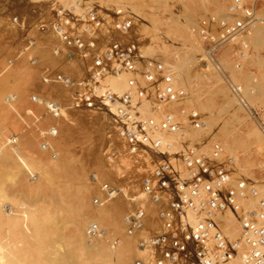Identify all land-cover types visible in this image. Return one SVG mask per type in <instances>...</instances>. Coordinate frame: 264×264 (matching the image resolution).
Returning <instances> with one entry per match:
<instances>
[{"label": "built area", "instance_id": "obj_1", "mask_svg": "<svg viewBox=\"0 0 264 264\" xmlns=\"http://www.w3.org/2000/svg\"><path fill=\"white\" fill-rule=\"evenodd\" d=\"M260 1L230 0L223 11H206L190 26L202 41L204 62L220 73L264 137L263 116L249 99L255 83L244 86L231 73L251 55L254 30L264 22L257 13ZM14 20L23 24L17 16ZM139 20L128 3L54 0L50 16L38 21L41 29L56 34L55 54L81 67L78 76L55 68L44 80L72 90L70 108L103 112L125 150L151 163L140 192L152 212L138 205L125 215L127 232L137 233L138 245L150 254L130 264H264V180L237 172L234 157L220 141L205 148L203 137L189 136V128L204 127V115L187 105V90L176 85L172 66L143 53L146 36ZM226 43L231 65L218 54ZM120 74L126 75V85L118 90L107 78ZM44 100L53 116L61 114L58 101ZM101 186L116 191L109 182ZM250 198L253 204L245 205ZM227 213L236 220V235L226 231ZM149 217L153 226L147 224ZM95 228L89 225L90 232Z\"/></svg>", "mask_w": 264, "mask_h": 264}, {"label": "rangeland", "instance_id": "obj_2", "mask_svg": "<svg viewBox=\"0 0 264 264\" xmlns=\"http://www.w3.org/2000/svg\"><path fill=\"white\" fill-rule=\"evenodd\" d=\"M45 1L0 0V65L5 66L7 63L5 67H0V71L8 66L13 68L33 66L31 70L32 75L28 82L31 96L29 104L26 106V108L29 107L28 109L31 112L25 108L27 113L25 109L21 110L24 112L25 119L23 117L20 120H12L11 122L0 124V131L11 126L16 130H14L16 134L8 135L5 142L0 141V148L2 147L0 149V165L3 163L2 159L4 156L1 154H3V145H5L6 148L12 149V152H20V154H12L15 161L10 160L9 163L7 161V167L15 165L21 167V158L38 155V161L44 165V170L41 173L43 180H46L48 177V165H52L54 161L56 164H61V167L64 166L67 169L66 177H68L67 179L70 178L69 180L72 182L71 185L68 181L71 185L72 199L75 201L74 206L76 208L74 207L73 211L76 215L73 212L64 211L63 213V210L60 212L58 210L54 216L63 223H68L67 225L74 227L73 230L70 228L72 232L66 244L67 247L72 249L76 260L82 243L81 236L77 230L81 227L79 225H84L85 222H87L86 228L91 234L90 237L93 238V241H96L95 244L98 241L102 242V238L99 237L98 233L92 234L90 232L89 224L92 223L99 225L103 223L100 226H104V232L108 238L107 242L111 239H116L130 243V236L131 238L134 236L128 234L124 216L130 204L127 198L140 188L142 165L123 151V143L115 136L110 123L106 122L107 116L104 113L96 115L92 111L68 108V111H64L63 116L54 118L49 114L45 105L38 103V98L58 99L60 102L67 103L70 102L72 97V90L60 82L44 80V76L50 70L58 68L65 73L76 76L81 72L79 64L71 63V66L64 67L52 55V45L55 43V39L50 34L41 33L45 32V30L41 29L38 24L41 18L47 19L51 12L52 1L47 0V5ZM222 1L197 0L196 5L189 4L188 0H115L113 2H146L144 8L151 11L148 17L151 19V26L150 28L147 26V29L144 28L143 23L147 25L149 22L141 16L139 20L140 31L146 36L143 53L146 55H157L166 63L170 65L172 63L171 66L175 72L176 85L184 86L187 90V105L196 107L205 116L204 127L200 129L189 128L188 131L191 130L188 133L189 136L192 138L203 137L200 141L206 143L205 148H208L210 143L215 140L220 141L225 152L234 157V167L237 172L260 181L264 180V170L256 164L249 165L251 168L247 167V161L244 159L245 156L240 152L243 149L242 147L250 141H256L257 137L264 144L263 135L261 132L259 134L260 130L255 121L231 93L220 73L212 65H207L204 62L205 53L202 41L191 30L190 26L198 15L206 11H223L229 0L226 1L225 6L220 4ZM40 3H43V6H39ZM261 3L262 1L259 2V5ZM44 5L47 8H43L41 12L37 11L38 8L40 9ZM259 5L258 13L264 18V10L260 9ZM14 16L23 20V24L16 22ZM37 28L41 32H38ZM254 40L252 42L251 56L244 61L240 69L232 68L231 73L233 79L244 84V86L255 83L256 91L254 94H249V99L254 104L259 115H262L264 119V23L256 28ZM22 42H26L27 44L24 45ZM146 46L147 49L144 52ZM171 49H176L177 54L171 56L170 60L172 61L170 63L166 56L163 57L161 54L169 53ZM230 58L231 55H226L224 58L228 62V65H231ZM228 65L227 67L229 68ZM33 95H38V98L34 99ZM171 108L176 110L177 107L171 106ZM241 116L242 120L247 119L253 122L254 127L246 132L238 129L237 125ZM244 116L245 118H243ZM53 126L56 127L55 134L51 131ZM244 136L246 139H244ZM18 140L20 141L18 142ZM231 141L234 142L232 143ZM29 153L33 155L29 156ZM8 156L11 157V152ZM40 158L42 159L40 160ZM126 158H131L129 159V163L126 162ZM262 159L263 156L261 155L257 161L260 162ZM147 165L149 169L150 163ZM103 182L120 185L122 191L128 194L127 198L122 199L121 195L112 193L117 198L109 194L111 198L105 200L104 191H102L101 186ZM56 185H59V183L56 182ZM95 200L98 202L95 203ZM78 203L79 205H76ZM83 203L85 204L84 207ZM71 213L72 215L70 216ZM60 215L64 216V218L60 217ZM78 215L84 218L80 220ZM66 216L69 217L68 219L74 221L67 220ZM230 218V216L227 217V219ZM231 223L230 220L227 221L226 231L229 235L233 236L238 233V228ZM73 224H77L78 228H75L76 226H73ZM70 229L68 230L70 231ZM83 232L86 233V231ZM94 237H96L95 240ZM134 239L137 240V236ZM98 244L101 245V243ZM92 250L94 253L91 251L87 256L85 255L79 260L77 258L76 264H96L95 261L98 260L100 253L93 247ZM135 254L130 255L131 257L129 256L131 262L135 258L140 257V255Z\"/></svg>", "mask_w": 264, "mask_h": 264}, {"label": "bare ground", "instance_id": "obj_3", "mask_svg": "<svg viewBox=\"0 0 264 264\" xmlns=\"http://www.w3.org/2000/svg\"><path fill=\"white\" fill-rule=\"evenodd\" d=\"M50 1H52L51 2L52 4L54 0H50ZM60 1L65 2L67 0H60ZM105 1L113 2L115 0H105ZM226 1L228 0H223L220 4L222 6H225ZM261 1L262 3L259 6H260V9L264 10V0H261ZM122 3H128L131 6V8L140 16V19H141V16L147 19L149 24L146 25V23H143V22L142 23H143L144 28L146 29L148 27L150 28L151 19L148 17L151 11L144 8V5L146 4V2L145 3L122 2ZM188 3L191 5H196L197 0H188ZM41 5L43 6V3L39 4V6ZM46 5H47V2H46ZM46 5L40 8V10L39 9L37 10L41 12V10H43V8L46 7ZM257 13H258V7H257ZM259 25H257L256 28ZM256 28L254 30V33L251 39L252 42L255 41L254 37L256 35ZM37 31L41 32L38 30V28H37ZM41 33L50 34L54 37L55 43L52 45L53 46L52 55L55 56L59 64L64 65V67H67V66L69 67L71 66L70 65L71 63H77L76 60L74 61L70 59L67 60L65 59L63 55L55 54L54 48L59 44V42H58L56 34L54 33L52 29L49 28L47 31L41 32ZM22 43L24 45L27 44L26 42H22ZM147 46L145 47L144 52H146ZM227 50H228V45L225 44L221 52V57H223V59L227 55ZM176 54H177L176 49H171L169 53H162L161 55H163V57L166 56L168 62L170 61L171 63L172 61L170 60L171 56H175ZM4 64H5V61H4ZM1 66H4V65L1 64L0 67ZM32 67L33 66H30L27 68H13V67L8 66L0 71V124L7 123L9 121L11 122L12 120H15V121L18 119L20 120L23 117H24L23 119H25L24 112L22 111L26 108V106L29 104V101H30L31 95L28 89V82L32 75L31 74ZM240 68H237V69H240ZM27 69H29V71H27ZM231 72H232V69H231ZM107 80L113 88L118 89V90L124 88L126 85L125 83L126 75L124 74L110 76L107 78ZM44 99L46 98H43V99L38 98V103L46 106ZM46 100H52V98L46 99ZM53 100L58 101L61 104L62 106L61 114L59 116H53L52 113L49 112L47 106H46V109L49 112V114H51L54 118H59L63 116L64 111H68V108L70 107L69 105L67 106V104H69L70 102L63 103V102H60V100L58 99H53ZM26 109H25V112L27 111ZM142 110L144 112H148V109L146 106L143 107ZM29 111L31 112V110ZM88 111L95 112L96 115L103 113V112L93 111V110H88ZM27 115L26 117L29 116ZM243 118H245V116ZM204 120H205V116H204ZM241 120H242V116H241V119L238 121L239 124L237 125L238 126L237 128L240 130L242 129V132H246L249 129H252V127H254L253 122L247 119L242 120V122H240ZM107 121L108 119L106 120V122ZM52 128H55V131L52 132L53 134H55L56 127L53 126ZM14 130L15 129H13L12 126L7 129H2L0 131V141L5 142V139L8 135L16 134L15 133L16 130L15 131ZM250 133L249 135H251ZM259 134H261L260 131H259ZM259 136L262 138L261 135ZM167 138L170 140H176V136L174 135H168ZM258 138L259 137L255 139L256 141L254 142L250 141L247 145L242 147L243 149L240 153L245 156L244 159H246L247 161V167L251 164H256L260 166L262 170H264V144ZM244 139H246L245 136H244ZM19 141L20 140H18V142ZM231 142L233 143L234 141H231ZM3 148H4V151L2 152L3 154H1L4 156L2 159L3 163L0 165V264H76L77 258L79 260L81 257L85 255L87 256L91 251L94 253V251L92 250V247L95 248L96 251L98 250L100 253V255H98V260L95 261L96 264H130L131 263L129 259L131 257L130 255L136 253L137 255H140V257L146 258L150 254V250L147 247H140L137 243V240L134 239V237L138 236L137 233L130 234L134 236L133 238H131L130 236V243H127V241H124V240H116V239H111L109 242H107L108 238L105 235L104 226H100L103 223H101L100 225L96 223L97 225L95 224L96 226L95 231L91 232L92 234H94L95 232L98 233L99 237L102 238V242L97 240L98 241L97 243H101V245L100 244L97 245V243L95 244L96 241H93V238L90 237L91 234L87 230L86 228L87 222H85L84 225L83 224L81 225L79 223L80 224L79 226L81 227L79 230H77L79 235L81 236L82 243H81V248L78 251L77 257L75 260V254L73 253L72 249L67 247V244H66L68 238L71 235L70 233L72 232L70 228H72L73 230L74 227H72L71 225H67L68 223L67 224L63 223L61 220L56 219V217L54 216L55 213L58 212V210L59 212L63 210V213L65 211L69 213L73 212V214H75V212L73 211V208L75 207L74 206L75 201L74 199H72V192L70 190V186L72 185V182L71 180H69L70 178L67 179L68 177H66L67 169L64 166H63L64 168L61 167L60 163H59L60 165H58V163L56 164L55 161L54 162L52 161L53 164L50 162L52 165H48L49 168H47L48 170L46 169L48 172V177L46 178V180H43L41 178V173L43 172L42 170H44V165L40 163V161H38L39 159L37 157L38 155H35V157H33L32 156L33 154L31 155L29 153L28 155L32 156L33 158L32 157L21 158L20 162L22 161V164H23V167L21 164L22 168L19 165L7 167V164L9 163L10 160L15 161V158L13 157V155L20 154V152H12V149L6 148L5 145H3ZM123 151L129 154L125 150V147L123 148ZM10 152H11V157L13 158L8 156ZM129 155L132 156L137 163L139 162L141 163L142 170L140 171V173L143 177L146 171H148L149 166L147 164L150 163L149 159H147V157L141 154L140 155L129 154ZM261 155L263 156V159L262 161L258 162L257 159ZM41 159L42 158H40V160ZM129 159L126 158V162L129 163ZM150 167H151V163H150ZM43 177H44V174H43ZM68 181L70 182L71 185L68 183ZM56 182L59 183V185H56ZM111 185L113 187H116V191L114 192V194L121 195L122 199L127 198L128 194L122 191L120 185H114V184H111ZM102 191H104L105 200H108L109 198H111L109 194H112V193L107 192L104 189H102ZM114 194H112V196ZM113 197L117 198V196H113ZM127 199L129 200V203H130L128 211H130L131 209H133L134 207L138 205H143L144 207H146L148 212L150 213L152 212L153 205L147 199L143 197L142 193L140 192V188L137 189L135 192H133L130 195V197ZM253 201L254 200L250 198L248 200H245L244 204L252 205ZM96 202L98 201L95 200V203ZM101 202H104V201H101ZM76 205H79V203ZM84 205L85 204L83 203V207ZM85 212L87 213V211ZM71 215L72 213L70 214V216ZM64 216L62 217V215H60V217L62 218H64ZM67 216H66L67 220L74 221V220L68 219L69 217ZM228 216H230L231 218L227 219ZM81 218H84V217H80V220ZM83 220H86V219H83ZM229 220L230 222H232L231 224H234L237 227L236 220L230 213L226 215V221H229ZM77 223H78V220H77ZM147 224L149 226H153V222L151 221L150 217L147 219ZM76 225L77 224H73V226H76ZM75 228H78V226H76ZM68 229H70V231ZM83 231H86V233ZM95 238L96 237H94V240ZM83 264H86V263H83Z\"/></svg>", "mask_w": 264, "mask_h": 264}, {"label": "crops", "instance_id": "obj_4", "mask_svg": "<svg viewBox=\"0 0 264 264\" xmlns=\"http://www.w3.org/2000/svg\"><path fill=\"white\" fill-rule=\"evenodd\" d=\"M202 1V0H201ZM227 44V43H226ZM225 45V44H224ZM223 45V46H224ZM228 45V50H227V55H230V48H231V45L230 44H227ZM223 46L219 49V51H218V54H219V57H221V52H222V48H223ZM251 50H252V45H251ZM221 58H223V57H221Z\"/></svg>", "mask_w": 264, "mask_h": 264}]
</instances>
